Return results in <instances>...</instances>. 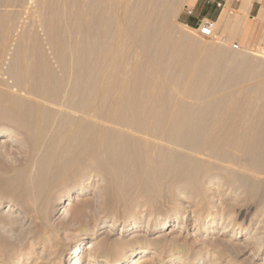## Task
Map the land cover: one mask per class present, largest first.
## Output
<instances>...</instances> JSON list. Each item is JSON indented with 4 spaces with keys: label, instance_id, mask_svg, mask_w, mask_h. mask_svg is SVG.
I'll return each instance as SVG.
<instances>
[{
    "label": "bare ground",
    "instance_id": "obj_1",
    "mask_svg": "<svg viewBox=\"0 0 264 264\" xmlns=\"http://www.w3.org/2000/svg\"><path fill=\"white\" fill-rule=\"evenodd\" d=\"M252 1H241L243 13ZM122 3L102 4L95 28H83L81 46L55 41L51 57L38 53L31 64L23 52L20 69L31 74L30 81L19 78L14 95L0 80V145L19 144L29 152L26 165L0 174V188L9 183L15 194L0 224L16 219L15 206L27 216L36 214L45 232L34 236L30 247L41 246L48 256L58 236L50 222L54 211L64 215L65 225L80 222L87 203L73 204L96 177L102 184L99 200L106 205L129 213L139 206L152 212L162 202L175 205L161 228L175 227L184 212L203 223L195 227L212 233L222 200H239L235 210L219 211V221H226L219 235L237 226L227 244L234 246L251 229L237 220L257 219L244 246L253 248L254 257L264 249V52L246 58L218 47L193 48L194 42L170 29L172 5ZM4 204L0 194V210ZM138 224L133 220L121 234ZM92 235L95 231L83 233L69 248V264H94L97 257L105 264H146L139 261L141 247L127 249L125 240L110 234L87 242ZM177 246L176 258L184 264L192 244ZM113 248L117 257L110 259ZM31 250L28 255L36 252ZM225 252L226 247L201 257L218 264Z\"/></svg>",
    "mask_w": 264,
    "mask_h": 264
},
{
    "label": "rangeland",
    "instance_id": "obj_2",
    "mask_svg": "<svg viewBox=\"0 0 264 264\" xmlns=\"http://www.w3.org/2000/svg\"><path fill=\"white\" fill-rule=\"evenodd\" d=\"M122 2L123 0H0V80L2 84L8 88L11 94L12 92L13 95L17 93V80L30 81L29 77L31 75L20 69L23 68L21 65L24 57L23 52L29 53H25L24 58H26L27 64H31L38 53H44L47 57H51V51L57 41L64 40L68 44L81 46L83 28L85 27L90 31L95 28L98 11L99 8L103 7L102 4H123ZM253 2L248 12L245 11L243 13L241 4L236 3L234 0H229L228 4L223 8L206 4V0H162V4H165V6L172 5L174 7L173 13L171 12L172 14L169 13L167 16V22L175 36L194 42L195 46L193 48L196 49L218 47L221 50H227L226 52L230 50L229 53L233 55L245 57L247 54L246 58H250L251 53L254 51L264 52V7H262L264 6V1L253 0ZM118 10L119 7L117 6L114 11L117 12ZM189 10L192 11L191 15L187 14ZM260 12H263V17L258 18ZM223 14L227 17L225 18ZM196 18H205L207 20L212 18V22L215 23L213 38H204L197 35L194 30L195 26H193L194 22L189 24L187 21L188 19L196 20ZM220 18L222 19L221 22ZM235 18L236 22H234ZM252 28L255 29L252 30ZM20 40L25 43H21ZM88 40H91V38H88ZM53 42L55 45H53ZM89 42L93 43V41ZM22 48H28V51ZM236 51L238 53H235ZM18 65H21V67ZM19 147H21L19 144L0 145V174L6 176L12 170L20 168L29 162V152L26 151V147H21L22 149ZM101 185V182L96 177H92L88 192L80 195V201L74 202L73 206L86 201L88 206L84 218L80 222L71 226L65 225L62 223L64 215L60 216L58 214L59 211H54V218L50 222L57 231L58 236L48 248V254L51 256H47L45 251L41 253V246L30 247V241L34 236L36 237L45 232L40 219L34 213L27 216L25 210H21L19 206V209L16 206L12 207L14 209L13 216L16 219L6 225L0 224V264H69L70 261L67 260L69 248L76 244L83 233L92 234L93 231H95V235H92V240L90 239L87 242L93 241V239H105L110 234L109 237L112 240H125L127 249H129L128 245L131 244L136 248L141 247V249H137V252L144 253L140 255L143 258L139 261L146 264H183L181 260L176 258L178 256L176 250L177 245L184 244L190 246L192 244L190 255L184 264H207L206 259L201 256L205 255V253L212 254L213 251L218 252L224 247H226L224 256L226 260L218 264H255L262 263V259H264V249H259L255 253L256 257H251L249 254L253 252V248L251 246L248 248L244 247L246 237L250 236V230L256 227L257 219H252L251 222L247 219L243 220V218L237 220L239 223H244V226L247 225L248 227L250 225L251 229L245 234V238L236 240L237 244L234 246L229 247L227 244L230 243L229 240L232 238L233 231L237 226L232 225L229 232L223 236L219 235L222 227L226 224L225 219H223L224 222L219 221L220 212L222 209L226 211L227 208L235 210L240 205L239 200H234L231 197L222 200L220 212L218 211L217 214V217H219H216L218 226L212 233L207 232L205 230L206 227H195L197 224L200 223L202 225L203 223L201 224V221L199 222L193 214H185L184 212L180 214L175 227L161 228L163 219L171 215L175 205L162 202L152 212L143 208V206H139L134 213H129L119 206H109L99 200L100 195L98 193L102 188ZM60 190V188L55 189L54 195H57ZM0 194L5 199V204L0 210L1 214L4 211H8V207L11 205L8 202L12 199L14 201L15 194L9 183L0 188ZM55 197L57 203L60 197ZM55 209L57 210V206ZM133 220L139 222L138 227L122 235V228L131 224ZM101 221H105L102 228H100ZM113 222H116L115 228L110 229L109 225ZM218 239H223L219 245L216 244ZM221 244L224 247L220 246ZM143 247H146V249H143ZM82 248L83 245L80 250ZM30 249H34L33 251L36 252L33 255H28L27 252ZM87 251L86 247L84 253ZM108 257L110 259L117 257V252L114 251V248L110 250ZM94 264H105V260L102 257H97Z\"/></svg>",
    "mask_w": 264,
    "mask_h": 264
},
{
    "label": "built area",
    "instance_id": "obj_3",
    "mask_svg": "<svg viewBox=\"0 0 264 264\" xmlns=\"http://www.w3.org/2000/svg\"><path fill=\"white\" fill-rule=\"evenodd\" d=\"M222 5L224 4L221 0H218L215 2V6L217 8H221ZM187 14L191 15L192 11L189 10ZM214 25H215L214 22L203 18V19L198 20V22L195 25L194 30L196 31L197 35L200 37L213 38L214 37Z\"/></svg>",
    "mask_w": 264,
    "mask_h": 264
},
{
    "label": "crops",
    "instance_id": "obj_4",
    "mask_svg": "<svg viewBox=\"0 0 264 264\" xmlns=\"http://www.w3.org/2000/svg\"><path fill=\"white\" fill-rule=\"evenodd\" d=\"M216 1H218V0H206V4H210L211 6H215V2ZM222 2H223V4L224 5H222V7L221 8H223V7H225L227 4H228V2H229V0H221ZM236 3H240L241 4V1H239V0H234ZM254 2L252 1V4H253ZM216 7V6H215ZM198 20H200L199 18H196V20H191V19H188L187 21H188V23L189 24H193V22H194V24H193V26H195L196 25V23L198 22ZM210 21H212V18L211 19H209Z\"/></svg>",
    "mask_w": 264,
    "mask_h": 264
}]
</instances>
